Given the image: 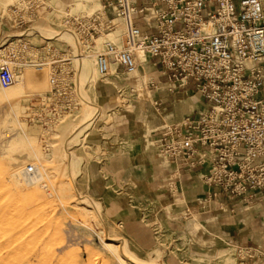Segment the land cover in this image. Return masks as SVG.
Wrapping results in <instances>:
<instances>
[{
	"label": "built area",
	"instance_id": "built-area-1",
	"mask_svg": "<svg viewBox=\"0 0 264 264\" xmlns=\"http://www.w3.org/2000/svg\"><path fill=\"white\" fill-rule=\"evenodd\" d=\"M90 1L0 0V89L15 86L19 66L49 74V92L32 100L27 121L52 129L88 105L115 67L131 78L152 59L173 85L195 84L208 104L165 127L160 152L208 167L203 182L213 198L264 206V0ZM58 6L67 10L61 24ZM89 63L96 75L84 80ZM234 260L264 264V252L239 246Z\"/></svg>",
	"mask_w": 264,
	"mask_h": 264
},
{
	"label": "crops",
	"instance_id": "crops-1",
	"mask_svg": "<svg viewBox=\"0 0 264 264\" xmlns=\"http://www.w3.org/2000/svg\"><path fill=\"white\" fill-rule=\"evenodd\" d=\"M140 23L144 33L155 34ZM138 72L127 78L115 67L111 78L90 94L93 105L101 103L115 120H104L97 133L85 136L84 145L104 148L79 171L85 196L144 251L154 249L156 235H165L167 250L181 252L180 263L233 264L239 246L264 252L263 205L245 210L213 198L214 191L203 182L208 167L174 163L160 152L164 128L204 112L208 104L192 84L173 85L152 59ZM132 85L135 93L128 91ZM119 97L129 109L119 110ZM84 145L77 152L82 162Z\"/></svg>",
	"mask_w": 264,
	"mask_h": 264
},
{
	"label": "rangeland",
	"instance_id": "rangeland-1",
	"mask_svg": "<svg viewBox=\"0 0 264 264\" xmlns=\"http://www.w3.org/2000/svg\"><path fill=\"white\" fill-rule=\"evenodd\" d=\"M89 3L82 0L77 8ZM35 68L19 66L16 75ZM83 74L84 80L96 75L92 63ZM47 90L21 100L18 112L2 102L8 90L0 89V264H191L179 262L180 251L167 250L163 234L156 235L151 252L134 245L121 226L108 222L85 196L79 171L93 159V152H104L102 146L84 145L85 136L97 133L104 120L115 119L108 118L100 103V111L96 105V109L84 105L52 129L29 123L27 109L32 100L49 92V79ZM118 105L123 111L130 104L121 97ZM82 145L85 162L77 153ZM30 166L38 171L33 178L25 171ZM107 244L116 248L109 250ZM231 260L242 264L234 256Z\"/></svg>",
	"mask_w": 264,
	"mask_h": 264
},
{
	"label": "bare ground",
	"instance_id": "bare-ground-1",
	"mask_svg": "<svg viewBox=\"0 0 264 264\" xmlns=\"http://www.w3.org/2000/svg\"><path fill=\"white\" fill-rule=\"evenodd\" d=\"M82 0H78L80 2ZM90 1V0H86ZM55 15L54 17L57 19V21L61 24L63 23V19L66 15V8L63 6H58L55 8ZM36 69V68H35ZM34 70V69H31ZM26 71L25 73L21 74V76L16 77V83L18 84L16 89H9L8 91H5L6 94L2 98V102H7L17 107V111H20V101L29 97V94H35V92L42 93L48 91V79L49 74L46 71ZM90 70V69H89ZM92 71V70H91ZM89 107H92L93 109H96L94 105L88 104ZM88 201V199H86ZM108 249L114 250L116 247L113 244H107ZM127 257V256H125ZM128 261L131 262L129 258H127ZM122 260V259H121Z\"/></svg>",
	"mask_w": 264,
	"mask_h": 264
}]
</instances>
